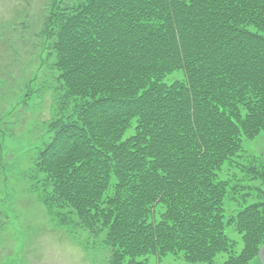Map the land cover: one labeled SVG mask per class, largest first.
Returning a JSON list of instances; mask_svg holds the SVG:
<instances>
[{
  "label": "trees",
  "instance_id": "16d2710c",
  "mask_svg": "<svg viewBox=\"0 0 264 264\" xmlns=\"http://www.w3.org/2000/svg\"><path fill=\"white\" fill-rule=\"evenodd\" d=\"M54 1L35 45L65 103L34 173L51 208L88 233L99 264H251L264 156L244 140L264 135V0ZM229 163L253 184L223 180ZM230 183L258 197L228 217Z\"/></svg>",
  "mask_w": 264,
  "mask_h": 264
},
{
  "label": "rangeland",
  "instance_id": "374dc122",
  "mask_svg": "<svg viewBox=\"0 0 264 264\" xmlns=\"http://www.w3.org/2000/svg\"><path fill=\"white\" fill-rule=\"evenodd\" d=\"M53 2L0 0V264H99L93 239L84 230L76 231L74 225L67 224L70 219L64 222L65 216L51 208L43 183L34 174L40 153L55 134L53 122L58 114L65 113V105L62 112L58 110L64 102L55 91L60 87V75L44 65L46 57L35 46L43 40L42 30ZM183 76L177 71L167 80L173 82ZM244 147L248 157L264 156V135L253 141L245 139ZM240 162L245 165L249 161ZM235 165H225L223 180L231 176L245 179L240 181L244 187L253 184ZM232 185L225 205L228 217L258 197L257 192L248 193ZM228 234L235 249L242 252V235L234 228L228 229ZM98 254V259H103ZM259 256L251 264H261ZM226 258L220 255L218 263ZM145 264L194 263L180 253L149 256Z\"/></svg>",
  "mask_w": 264,
  "mask_h": 264
},
{
  "label": "water",
  "instance_id": "95a60500",
  "mask_svg": "<svg viewBox=\"0 0 264 264\" xmlns=\"http://www.w3.org/2000/svg\"><path fill=\"white\" fill-rule=\"evenodd\" d=\"M260 261L262 264H264V246L261 248L260 251Z\"/></svg>",
  "mask_w": 264,
  "mask_h": 264
}]
</instances>
